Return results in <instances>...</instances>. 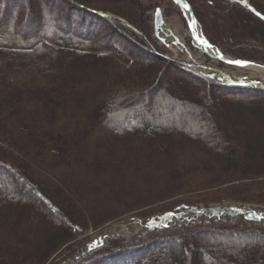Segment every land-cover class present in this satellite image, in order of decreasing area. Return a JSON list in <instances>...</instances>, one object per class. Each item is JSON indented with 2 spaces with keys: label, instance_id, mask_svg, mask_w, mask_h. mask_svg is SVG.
<instances>
[{
  "label": "trees",
  "instance_id": "trees-1",
  "mask_svg": "<svg viewBox=\"0 0 264 264\" xmlns=\"http://www.w3.org/2000/svg\"><path fill=\"white\" fill-rule=\"evenodd\" d=\"M185 1L209 45L264 65V0ZM73 2L0 0V264H264V209L207 207L264 204V89L153 54L158 4ZM133 216L150 226L84 252Z\"/></svg>",
  "mask_w": 264,
  "mask_h": 264
},
{
  "label": "rangeland",
  "instance_id": "rangeland-1",
  "mask_svg": "<svg viewBox=\"0 0 264 264\" xmlns=\"http://www.w3.org/2000/svg\"><path fill=\"white\" fill-rule=\"evenodd\" d=\"M143 2L147 3V4H151V5H155L158 4L160 7V10L162 11V15H163V20L165 23L164 26V31L166 32V41L165 44L166 46H168V44H171V42L173 43V45L176 44V46H181L180 43L183 44L184 47L188 48L190 52L193 53V51L195 50L194 47L197 46V50H195L196 53L199 52V45L196 44V42L191 38L190 32H189V27H188V20L184 17L185 22H183V20L181 19L180 16H178V14H176L175 12H171L168 11V15H165L163 13L164 10V6H166L167 4V0H143ZM212 3H215L216 0H211ZM21 7V3L19 4V2L17 1H12L10 3V9H17ZM64 8V7H63ZM41 9V8H40ZM157 9V8H156ZM43 11V10H42ZM151 13V10L149 12V14ZM10 19L11 21H14V14L10 13ZM151 15V14H150ZM78 16H75L74 18V23L75 21H77ZM32 20L35 21V15L32 16ZM9 21V22H11ZM15 22V21H14ZM19 23V21H17V24ZM18 26V25H17ZM96 26V25H95ZM106 33H110V31L107 29L105 30ZM114 35V34H113ZM111 36V34L109 36H111L112 40H118L119 38L117 36H119V34H115L114 36ZM164 38V37H163ZM178 40V42H176ZM169 41V42H167ZM199 47V48H198ZM176 51L174 49L173 46L170 47V49H167V55H172V52ZM214 50V52L216 51L215 49H211ZM176 53H178V55L180 57H182L184 54L177 51ZM199 54V53H198ZM178 56V57H179ZM198 59H202L203 58V54L201 53V56L199 57L197 55ZM205 61L209 64H214L217 65V67L219 69H222L223 71H225L228 75H230L231 77H234L235 79H243V80H248L250 77L249 71H246V69L244 68H238V69H233V68H228L224 65H219V63L217 62H212L211 59L206 58L205 57ZM257 79H259V75L258 76H254ZM183 115V114H182ZM181 116V114L179 115ZM182 117V116H181ZM251 161H249L245 168L248 169L250 168L249 164ZM6 184H11L9 182L8 179H3L2 177L0 178V185H6ZM24 195V194H23ZM22 196V193H21ZM21 199L24 200H29V198H25L22 197ZM217 205H225V206H237V207H254V208H258V209H264V204H247V203H237V202H222V203H216V204H208L207 207H211V206H217ZM199 208L203 207V204H199L198 205ZM160 208V207H159ZM159 213H154L149 215L148 217H152L154 215H158ZM46 215L48 216V212H46ZM147 217L144 218H138V217H124L118 220H115L113 222L107 223L105 225H102L96 229H88L87 232L85 233V235H83V239L85 240V242L87 243V248L84 249V252H86L88 250V248H93L96 244H94V242L98 241V239L101 237L105 238L107 237V239H103L104 242L108 241L110 238L114 237V236H120L123 237L125 240L129 241L130 239H132L134 236H137L138 234H140L141 232H143L145 230V226L144 224L147 223L146 220ZM224 218V217H223ZM231 220H234V218H231ZM236 220V219H235ZM152 220H149L148 222H151ZM150 226V223H147ZM107 261V260H106ZM102 264V263H100Z\"/></svg>",
  "mask_w": 264,
  "mask_h": 264
},
{
  "label": "water",
  "instance_id": "water-1",
  "mask_svg": "<svg viewBox=\"0 0 264 264\" xmlns=\"http://www.w3.org/2000/svg\"><path fill=\"white\" fill-rule=\"evenodd\" d=\"M67 1L72 3V4L74 3L73 0H67ZM171 1L174 4H176L180 9L186 8L189 11V17H190V23H191L190 31H191V34H192L193 38L198 41V39L196 37V34H195L194 30L192 29V27H196V22H195V19L193 17V13H192L189 5L187 4V2L185 0H182V2L178 4L176 2V0H171ZM185 5H187V7H185ZM92 13L94 15H97V16H100V17L113 18V19H116L117 21H120V22L124 23L123 20L118 19V18H116V17H114L112 15L106 14V13H102V12H92ZM163 24H164V21H163V18H162L161 11L159 9H157L155 11V15H154V19H153L154 32L156 33L157 30H160L161 27L163 26ZM151 50H152L153 54H155L156 56L160 57L161 59L167 61L168 63L176 65L178 67L184 68V69H187V68H190V69L207 68L206 66H201V65L188 63V62H185L183 60H179V59H175L173 57H169L167 55H160L154 50L153 47L151 48ZM218 60L220 62L230 66V67H233V68H238V67L245 68L246 64H254V65H258V66L264 67V65H262L260 63L246 62L244 64H236V63H234L236 60L223 59V58H219ZM243 62H245V61H243ZM209 69H211V71H213V74L208 76L210 79H215L217 77L216 75H219L221 77L220 83L225 84L227 86H237V87H246V88L260 87V88L264 89V84H263V82L261 80L248 79V81H241V80L232 81L230 79V76L228 74L224 73L223 71H221V70H219L217 68H209Z\"/></svg>",
  "mask_w": 264,
  "mask_h": 264
},
{
  "label": "bare ground",
  "instance_id": "bare-ground-1",
  "mask_svg": "<svg viewBox=\"0 0 264 264\" xmlns=\"http://www.w3.org/2000/svg\"><path fill=\"white\" fill-rule=\"evenodd\" d=\"M157 9H160V8H157ZM191 9V8H190ZM154 10L155 9H153V10H151V16L153 15V12H154ZM181 10V12H182V15L188 20V22H189V26H190V29H191V23H190V17H189V11L186 9V8H183V9H180ZM150 12V11H149ZM149 12H148V14H149ZM162 12V11H161ZM149 14V15H150ZM194 17V16H193ZM195 19V18H194ZM196 22V21H195ZM192 29L194 30V32H195V34H198L199 35V37H197V39L198 40H200L198 43H202L201 42V40H204L203 39V37H202V35L200 34V29H199V27H198V25H197V23H196V27H192ZM164 33H166V32H164ZM203 48V47H202ZM176 50V49H175ZM177 52V50L176 51H174L173 50V52H172V57L173 58H175V59H177L178 58V53H176ZM191 53V56L192 57H197V55H199L198 53H196L195 52V50L193 51V53L192 52H190ZM215 55H218L219 56V54H218V52L217 51H215V52H213ZM213 54V55H214ZM231 58V57H230ZM232 60H236V59H234V58H231ZM242 61V60H241ZM245 62H249V61H245ZM250 63H258V62H250ZM261 64V63H260ZM263 65V64H262ZM245 69H246V71H249V74H250V79L252 80V79H257L256 77H254V76H258L259 75V79H257V80H261L262 82H263V84H264V67H261V66H258V65H254V64H246V66H245ZM232 81H235L236 79L234 78V77H231L230 78ZM180 211H182V210H180ZM236 218V217H235Z\"/></svg>",
  "mask_w": 264,
  "mask_h": 264
},
{
  "label": "snow or ice",
  "instance_id": "snow-or-ice-1",
  "mask_svg": "<svg viewBox=\"0 0 264 264\" xmlns=\"http://www.w3.org/2000/svg\"><path fill=\"white\" fill-rule=\"evenodd\" d=\"M176 2L179 4V3L182 2V0H176ZM185 7H187V5H185ZM201 42L203 44H207V41L201 40ZM208 47H212V46L211 45H208ZM234 63H236V64H244L246 62H243V61H235ZM262 219H264V217H262Z\"/></svg>",
  "mask_w": 264,
  "mask_h": 264
}]
</instances>
